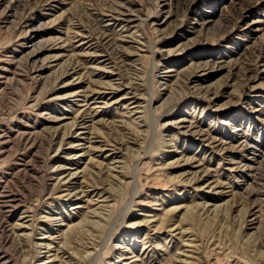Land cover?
<instances>
[{
  "label": "rangeland",
  "instance_id": "rangeland-1",
  "mask_svg": "<svg viewBox=\"0 0 264 264\" xmlns=\"http://www.w3.org/2000/svg\"><path fill=\"white\" fill-rule=\"evenodd\" d=\"M0 264H264V0H0Z\"/></svg>",
  "mask_w": 264,
  "mask_h": 264
},
{
  "label": "bare ground",
  "instance_id": "bare-ground-1",
  "mask_svg": "<svg viewBox=\"0 0 264 264\" xmlns=\"http://www.w3.org/2000/svg\"><path fill=\"white\" fill-rule=\"evenodd\" d=\"M32 30H33V29H32ZM79 42H80V41H79ZM42 51H43V49L34 50V51L30 52V55H31V57H35L36 55L41 54ZM76 65H77V64H76ZM41 67H42V66H41ZM41 67H40V68H41ZM75 69H76V68H75ZM68 70H69V69H66V70L64 71L63 74H68V72H69ZM72 70H74V68H72ZM79 70H80V68H79ZM88 71H89V70H88ZM76 73H77V71H74V72H73V74H76ZM78 77H79V76H78ZM103 89H104V88H103ZM95 92H96V91H95ZM97 92H99L98 89H97ZM100 93H104V92H100ZM72 173H73V172H69V173H68V177L71 176ZM15 227H16V226H15ZM15 227H14V228H15ZM17 227H18V226H17Z\"/></svg>",
  "mask_w": 264,
  "mask_h": 264
}]
</instances>
